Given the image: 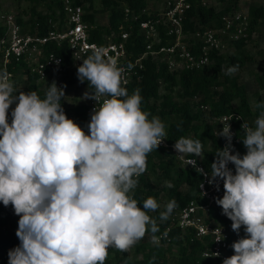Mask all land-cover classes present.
<instances>
[{
    "label": "clouds",
    "instance_id": "clouds-1",
    "mask_svg": "<svg viewBox=\"0 0 264 264\" xmlns=\"http://www.w3.org/2000/svg\"><path fill=\"white\" fill-rule=\"evenodd\" d=\"M125 71L95 46L78 67L80 82L94 89L87 98L106 97L93 109L86 134L62 107L66 85L53 81L41 99L37 91L17 89L7 69H0V202L20 217V244L9 250L8 264H105L110 247L127 252L149 231L159 246L157 219L148 213L160 205L148 197L141 208L129 193L139 183L133 177L146 172L147 155L167 133L159 117L149 120L141 110V89L129 95L122 86ZM238 71L234 64L225 75ZM255 107L261 109L255 126L241 125L246 154H233L227 123L218 134L227 143L216 149L210 173L197 168L196 159L189 161L217 190L223 181L224 195L216 203L234 232L244 226L245 236L232 244L234 254L223 264H264V101ZM174 148L181 156H204L200 139L181 136ZM176 207L175 199L169 201L159 221H167ZM219 236L216 241L224 239L221 231Z\"/></svg>",
    "mask_w": 264,
    "mask_h": 264
},
{
    "label": "trees",
    "instance_id": "trees-1",
    "mask_svg": "<svg viewBox=\"0 0 264 264\" xmlns=\"http://www.w3.org/2000/svg\"><path fill=\"white\" fill-rule=\"evenodd\" d=\"M35 1V0H30ZM149 0H100L104 11L108 12V25L99 26L95 23L93 13V0H81L78 2L84 10V20L95 25L90 31V41L102 44V36L109 34L111 30H117L120 23L123 22L122 7L127 6L133 10L142 9L148 6ZM233 5L223 10H216L214 7L203 8L192 2V8L189 10L186 18V27L193 31L198 26L217 27L222 14L230 11L237 4V0H232ZM233 6V7H231ZM50 14H41L32 11L29 20L24 23L17 20L22 27L23 32L30 34L44 35L56 22L57 18H63L61 0H52L48 7ZM249 17V34L246 40H240L234 44V49L230 53L212 55L213 62L210 66L199 71H184L179 74L168 72L164 64L153 62L150 57L142 59V69L138 72V78L132 79L126 86L129 95L139 88L141 89V110L149 113L148 119L159 117L166 126V141L170 145H174L176 140L181 136L185 138L200 139L203 144V158L194 157L200 160L206 170L211 171L210 165L214 162L215 151L221 148L219 139L214 135L215 125L213 120L229 115L232 113L240 114L249 122L260 114L261 109L255 107L256 103L264 101L255 94V103L252 108L244 86L238 84L235 74L225 75V70L234 64H239L241 70L246 64L253 62L247 50V45L251 42L252 37L256 34L261 23H264V7L249 5L247 8ZM62 25V24H61ZM60 25V26H61ZM59 26V25H58ZM59 26V27H60ZM3 29L0 27V34ZM168 42V41H167ZM166 43V42H165ZM47 52H54L61 56L63 61L64 80L70 76L72 70V58L65 43L61 46L48 44L45 47ZM145 53V45L139 34L137 24H133V31L127 42V54L129 60L136 59ZM260 54V71L255 79L260 90L264 91V45ZM0 69H4L0 65ZM7 71L12 74L11 79L14 81L18 89V75L26 74L28 86L24 92L37 91L38 95L43 99L48 87L47 84L43 89L38 86L37 77L30 74L24 63L12 62L7 66ZM88 93L94 92L89 87L88 82L84 81ZM161 85L164 93L160 94ZM178 89V93L175 91ZM177 96L182 101L181 104L174 101ZM201 97L202 100L198 104L208 106L209 110L199 109L191 111L190 102ZM160 101L159 104L156 102ZM234 102L237 104L234 105ZM65 114L73 112L75 122L88 134V123L91 115L86 114V107L81 104L71 109H65L63 100L61 101ZM9 123H11V112L8 114ZM240 143L236 147L235 152L242 155L246 154V148L242 139L245 138L244 131L239 133ZM234 152V154H235ZM148 159V175L139 179L138 186L132 190L129 195L138 201V206L142 208L143 201L148 197H153L160 205L163 193L168 201L175 199L178 209L186 206L190 201L197 198L196 186L199 175L191 168L184 167L167 149L153 150L147 155ZM233 168L235 169L234 165ZM165 181H170L174 187L169 189L165 186ZM160 182V183H157ZM157 183V184H156ZM160 208L156 212L148 214L157 219L160 231L170 224V221H159ZM19 216L14 213L12 205L5 207L0 202V264H8V252L20 244L16 231L18 228ZM210 218L221 226L232 229V221L223 214V209L212 213ZM150 227V226H149ZM151 232H146L145 237H149L150 243H144L142 240L137 242L129 251L120 252L115 247L108 249L110 259L105 264H223L220 260L202 259L201 253L205 248L204 244L197 240H191L192 234L181 233L178 228L171 226L169 234V242L163 241L159 246L151 242ZM245 236L244 226L241 227L239 234L235 233L230 238L229 253L232 256L234 250L231 247L235 238ZM144 237V238H145ZM208 242V240H207Z\"/></svg>",
    "mask_w": 264,
    "mask_h": 264
},
{
    "label": "built area",
    "instance_id": "built-area-1",
    "mask_svg": "<svg viewBox=\"0 0 264 264\" xmlns=\"http://www.w3.org/2000/svg\"><path fill=\"white\" fill-rule=\"evenodd\" d=\"M79 1L81 0H61L64 21L60 27L56 22L52 23L44 35L23 32L13 15L0 14V27L3 29L0 34V65L7 69V66L12 62L24 63L28 72L36 75L37 84H43V89L47 84L53 82L48 81L49 78H53L58 87H63L65 80L62 58L52 51L47 52L45 47L48 44H55L59 47L65 43L72 58V70L82 64V61L91 54L94 46L103 47L108 56L118 59V66L125 67L122 86H126L132 79L138 78V72L142 69V59L150 57L153 62L164 64L170 73L199 71L212 64V55L230 53L228 51H233L234 44L240 40H246L249 34L250 24L247 10L232 8L221 15L217 27L198 26L190 31L186 27L185 21L192 8V2L203 8H208V0H159L152 8L148 5L142 9L133 10L123 6V22L119 24L117 30H111L109 34L102 36V44L99 45L97 42L90 41V31L95 28V25L84 20V10L78 4ZM134 23L137 24L145 45V53L136 59L129 60L127 42L133 31ZM129 63L134 67L127 69ZM105 98L101 96L96 102L86 97L83 104L86 107V114L91 115L93 109L96 106L99 107ZM62 100L65 109H71L65 105L64 98ZM199 109L209 110L206 105H200ZM66 116L75 122L72 111ZM258 116H255L251 122L237 113L214 119V135L219 139L221 148L227 143L223 137L218 136L223 126H226L227 123L230 124L235 152L240 143L239 133L244 131L241 129V125L245 122L254 127ZM158 149L169 150L184 167L193 169L199 175L196 186L197 198L181 209L177 207L174 209L168 219L170 224L157 235L161 237L160 244L163 241L169 242L171 226H174L181 233L192 234L191 240H197L204 244L205 248L201 253L202 259L223 262L225 258L231 256L229 241L232 232L210 218L212 213L222 209L216 200L224 195L223 181H219V190H217L215 184L209 183L208 176L198 173L196 168L189 164L190 160L196 159V167L203 169L204 173H210L200 160L188 155L181 156L175 150L174 145L167 143L166 138ZM148 164L147 159L146 172L138 178H133L146 179ZM228 167L232 169L233 173L235 172L231 163ZM201 184L202 187H200ZM220 231L224 239L216 241L217 238H222L219 236ZM165 232H167L166 237L163 235ZM237 240L239 239L235 238L234 242ZM214 253H219V256H214Z\"/></svg>",
    "mask_w": 264,
    "mask_h": 264
},
{
    "label": "rangeland",
    "instance_id": "rangeland-1",
    "mask_svg": "<svg viewBox=\"0 0 264 264\" xmlns=\"http://www.w3.org/2000/svg\"><path fill=\"white\" fill-rule=\"evenodd\" d=\"M52 0H0V14H11L16 19L23 21L26 23L31 15L32 11H36L41 14H50L49 6L51 5ZM93 13L95 17V23L99 26H107L108 25V12L104 11L100 0H93ZM159 0H149V7H155V3ZM208 4L210 7L216 8V10L226 9L228 6L233 5L232 0H208ZM249 5L254 6H263L264 0H237L236 6H231L236 10H247ZM63 18H57L56 24L59 26L63 23ZM264 45V23H261L256 34L253 35L251 42L247 45V50L250 56L253 58V62L246 64L241 70L235 73V77L237 79L238 84L244 86L249 103L251 107H254L255 103V94L259 96L262 100L264 99V91L260 90L258 84L256 82V75L260 71V54L259 52L262 50ZM232 52V50L228 51ZM79 67V66H78ZM78 67L71 70L70 76L68 79H65L66 88L64 102L67 107L73 108L74 106L84 104L86 95L88 93L87 87L85 84L81 83L78 79L77 69ZM48 81H55L53 78H49ZM28 86L26 74L21 73L18 75V89L26 90ZM43 86V84L38 85ZM164 88L161 85L160 94L164 93ZM178 93V89L175 91V94ZM201 97H196L190 102L191 111L194 112L196 108L199 106L198 104L201 102ZM174 101L181 104L182 101L177 96L174 97ZM157 104L160 101L156 102ZM237 103L234 102V105ZM15 105H12L9 109L11 112L12 108ZM166 128V126H165ZM160 183V182H157ZM156 183V184H157ZM161 202H160V211H164L166 204L169 202L163 193L160 194ZM2 203V202H1ZM230 232L233 235L236 233L229 227ZM144 243H150L149 237H145L141 239ZM110 253L108 251V256L106 260L110 259Z\"/></svg>",
    "mask_w": 264,
    "mask_h": 264
}]
</instances>
